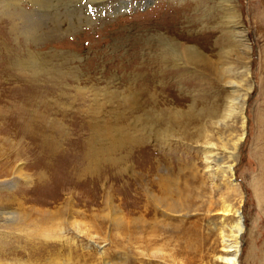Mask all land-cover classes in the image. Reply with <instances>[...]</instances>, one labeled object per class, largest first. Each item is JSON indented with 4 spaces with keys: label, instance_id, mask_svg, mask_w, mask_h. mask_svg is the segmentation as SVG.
Masks as SVG:
<instances>
[{
    "label": "rangeland",
    "instance_id": "obj_1",
    "mask_svg": "<svg viewBox=\"0 0 264 264\" xmlns=\"http://www.w3.org/2000/svg\"><path fill=\"white\" fill-rule=\"evenodd\" d=\"M0 1V264H214L223 202L264 264V0ZM150 109L121 144L90 126Z\"/></svg>",
    "mask_w": 264,
    "mask_h": 264
},
{
    "label": "bare ground",
    "instance_id": "obj_2",
    "mask_svg": "<svg viewBox=\"0 0 264 264\" xmlns=\"http://www.w3.org/2000/svg\"><path fill=\"white\" fill-rule=\"evenodd\" d=\"M46 1V0H45ZM128 1H131V0H128ZM1 2V1H0ZM50 2H52V1H50ZM65 3H67V1H64ZM121 2V1H120ZM147 2V1H146ZM6 3V2H5ZM44 3V2H43ZM49 3V2H48ZM6 7V6H5ZM104 7V6H103ZM110 8V7H109ZM123 8V4H122V6L120 5V4H118V5H115V7H112V11L110 12L111 14H120L121 13V11H123V10H121ZM107 10H109V9H107ZM113 10H115V11H113ZM127 10V9H126ZM238 25V24H237ZM241 28V27H240ZM63 29V31H64V26L63 27H52V26H50V27H48V28H46L45 30H44V32L47 34V33H49L50 32V34H55V33H57V32H59L60 30H62ZM243 29V28H242ZM241 29V30H242ZM45 33H44V35H45ZM238 35V34H237ZM243 37V36H242ZM243 41H247V40H245V39H243ZM242 43V42H241ZM46 45V44H45ZM95 45H97V43H95ZM241 45H244V44H241ZM246 45V44H245ZM46 46H49V45H46ZM179 46V45H178ZM49 49H50V47H49ZM53 49V48H52ZM251 49V47L249 46V45H247L246 46V53L245 54H248V51ZM189 50H190V48H189ZM192 50H194V49H192ZM196 50H197V48H196ZM191 52H194V51H191ZM190 52V54H192ZM46 54V53H45ZM194 55V54H193ZM71 59V58H70ZM57 62V61H56ZM68 62H69V59H67V58H63L62 60H59L58 62H57V64H55V66L57 67H59L60 69V71L58 70H56L57 72H56V74H57V76H58V80L60 81V83H63L62 81H65L66 80V77L65 76H68L70 79H73L74 80V82L75 83H78L79 82V79H80V76L79 75H76V73L75 72H73V73H75L74 74V76L73 75H70V73L68 74L67 72H65V71H67V67H68V65H70V64H68ZM55 75V74H54ZM51 80H53V79H51ZM54 80H55V78H54ZM53 82V81H52ZM57 82V81H56ZM56 82H54V83H56ZM53 83V84H54ZM231 84H233V83H231ZM237 85V84H236ZM237 87V86H236ZM83 89V88H82ZM132 98L133 97H137V96H135V95H133V94H131L130 95ZM137 101L139 102V99L137 98ZM154 105V104H153ZM139 106V105H138ZM135 107V106H134ZM151 107V106H150ZM139 109V108H138ZM149 111H152V109H150V110H140V113H142V114H140L139 113V115H135L134 116V118H131L132 119V121H130V123L128 124V125H126L127 123H121L120 121V118H122V116L121 115H118L116 118H115V122L113 123V121L111 122V123H107L106 121L105 122H103V121H97L96 123H95V125H90L91 126V129L92 130H96V131H98V132H104V131H109L108 132V134L112 137V138H114V139H117L118 138V141L117 142H119L120 143V141H122L123 139H124V137L122 136V135H118V134H122V133H127V132H129V131H131V130H138L139 132H144V130H146V128H149L148 129V131L150 130V126L152 127L153 125L152 124H150L149 123V121H148V119H149ZM122 112V111H121ZM174 113H176V111L174 112ZM124 114V113H123ZM241 116V118H242V120H244L245 119V117L243 116V113L241 114H239V113H237L234 109H233V107L231 106V105H229L228 104V106L226 107V109H225V112L223 113V115L221 116V119L216 123V125H219L220 123L222 124V123H226V125L225 126H228V123L230 122H232L235 118L237 119V116ZM177 116V115H176ZM238 116V117H239ZM120 117V118H119ZM119 118V119H118ZM179 118V117H178ZM99 119V118H98ZM161 123V122H160ZM235 123V122H234ZM109 126H108V125ZM156 124V123H155ZM103 125H107V127L105 128V127H102ZM157 125V124H156ZM243 125H245V122H243ZM155 126V125H154ZM160 126V125H159ZM157 127V131L155 130L154 131V129L153 130H151L153 133L154 132H157V133H159V132H161V131H164L163 129V127H165V126H163V125H161V127ZM109 127V128H108ZM105 128V129H104ZM161 128H163V129H161ZM137 132V131H136ZM101 133L99 134V135H96L95 134V137H94V134H93V138H92V140L93 141H98V139L101 137ZM131 134V133H130ZM155 134V133H154ZM97 139V140H96ZM110 139V138H109ZM243 141V137H241L240 139H238V142H239V144H240V142H242ZM121 144V143H120ZM239 144L237 145V146H239ZM44 146V145H43ZM237 148V147H236ZM79 150H80V148H78ZM102 150V149H101ZM236 150V149H235ZM90 151V150H89ZM107 151H108V149H107ZM80 152V151H79ZM80 154V153H79ZM82 154V153H81ZM209 154V153H208ZM213 155V154H212ZM81 156V155H80ZM98 156V155H97ZM83 158V157H82ZM90 158V157H89ZM207 158H209V157H207ZM86 160V159H85ZM83 162V161H82ZM86 162V161H85ZM85 162H84V164H85ZM98 162H100V161H98ZM96 164V163H95ZM88 165H90L89 163H88ZM88 165H86V166H88ZM97 165V164H96ZM99 167V166H98ZM230 168V167H229ZM95 169H97V167L95 168ZM86 170V169H85ZM88 170H89V168H88ZM84 171V170H83ZM93 171V170H92ZM76 172V171H75ZM86 172V171H85ZM95 172V171H94ZM87 173V172H86ZM1 174V173H0ZM263 192H264V190H263ZM262 195V194H261ZM262 198V197H261ZM264 198V197H263ZM263 198H262V200H263ZM260 201H262L261 199H259ZM169 201V200H168ZM21 202V201H20ZM2 210V209H1ZM234 212H235V214H234ZM2 213V212H1ZM220 216L221 217H219V218H221V220H225L226 218H229L232 214H234L235 215V220H234V222L231 224V225H228V224H225V222H222V223H224V225L221 227V228H219V227H215V229H216V231H217V233H218V238L220 239V241H221V247H220V249L218 250V252H217V254L215 253V256H214V264H241V256H242V238H243V234L245 233V224H244V216H243V213H242V211H240V210H235L234 209V207L233 206H231L230 204H227V202H223V207L221 208V210H220ZM100 216V215H99ZM31 220L33 221V222H35L36 221V218H31ZM223 220V221H224ZM73 223V225H75L74 227H72V230L74 231V232H76L78 235H80V236H89L90 237V239H91V241L92 242H97V241H95V239L96 238H98V235H94L93 233H96L97 234V232H95V231H93V233H91V232H88V231H86V225L85 224H77V223H75V222H72ZM70 224V223H69ZM72 225V226H73ZM62 228H64V229H61V234L59 235V239L61 238V239H64V237L65 238H67L68 239V237L67 236H64V233L66 232V228L65 227H62ZM93 228H96V227H93ZM87 229H88V227H87ZM90 229V228H89ZM95 230V229H94ZM99 230V229H98ZM97 230V228H96V231H98ZM60 233V232H59ZM42 235H43V233H42ZM44 235H45V239H47V237L46 236H48V237H51V236H56L57 237V235H58V231H51V229H48V230H46L45 232H44ZM32 236H33V238H35L36 236H39V233L37 232V231H35V230H33L32 231ZM54 236V237H55ZM100 236V235H99ZM48 240V239H47ZM49 243V241L47 242L46 241V243H44V244H40V245H34V246H32L31 247V250H30V253H29V255L31 254V256H32V253H35V252H39V251H41L42 252V250H44L45 249V247H48L47 248V252L46 253H48V252H53V250H52V247L48 244ZM51 243V242H50ZM95 246L100 250V253L102 254V255H104V253H105V251H101L103 248L101 247V246H99L98 244H95ZM46 250V249H45ZM43 252H45V251H43ZM43 252H42V255H43ZM61 252V251H60ZM46 253H45V256H46V259L47 258H49V257H51L52 256V254L51 253H49L48 255H46ZM62 254V253H61ZM40 255H41V253H40ZM39 255V256H40ZM44 256V255H43ZM53 256H54V253H53ZM57 256H59V257H61L62 255H60V254H58ZM101 257V256H100ZM38 258V257H37ZM104 258V257H103ZM43 259V258H42ZM101 259V258H100ZM107 259V258H106ZM212 259V258H211ZM48 260H50V259H48ZM48 260L45 262V263H43V264H47V263H53V262H48ZM60 260V259H59ZM58 260V261H59ZM104 260V259H103ZM57 261V262H58ZM40 262V261H39ZM109 262V261H108ZM42 263V262H41ZM40 263V264H41ZM60 263V262H59ZM210 263V262H209ZM31 264H38V262H32ZM103 264V263H102Z\"/></svg>",
    "mask_w": 264,
    "mask_h": 264
}]
</instances>
